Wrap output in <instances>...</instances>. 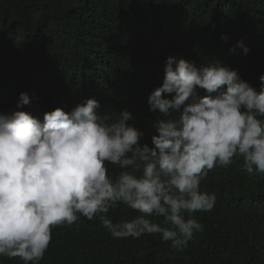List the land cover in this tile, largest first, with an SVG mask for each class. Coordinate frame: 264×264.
I'll list each match as a JSON object with an SVG mask.
<instances>
[{
    "label": "trees",
    "instance_id": "16d2710c",
    "mask_svg": "<svg viewBox=\"0 0 264 264\" xmlns=\"http://www.w3.org/2000/svg\"><path fill=\"white\" fill-rule=\"evenodd\" d=\"M169 55L197 67L216 61L259 91L264 0H0V113H11L21 92L30 97L23 110L41 119L95 98L101 116L129 110L151 146L158 113L147 101ZM201 188L216 203L194 214L204 231L186 248H171L160 234L114 238L98 218L80 216L52 229L39 264H264V173L234 158L210 170ZM137 214L120 204L108 215L115 222ZM0 264L24 262L0 257Z\"/></svg>",
    "mask_w": 264,
    "mask_h": 264
},
{
    "label": "clouds",
    "instance_id": "9594fccd",
    "mask_svg": "<svg viewBox=\"0 0 264 264\" xmlns=\"http://www.w3.org/2000/svg\"><path fill=\"white\" fill-rule=\"evenodd\" d=\"M237 46L248 53L243 41ZM259 79L257 91L216 61L197 67L169 55L147 101L158 113L151 146L127 109L101 116L88 98L41 119L23 110L30 97L21 92L15 109L0 113V257L39 264L52 229L80 216L98 218L114 238L160 234L171 248H186L204 231L194 214L216 203L201 188L210 170L242 158L249 173H264V74ZM120 204L138 214L114 222L108 214Z\"/></svg>",
    "mask_w": 264,
    "mask_h": 264
}]
</instances>
